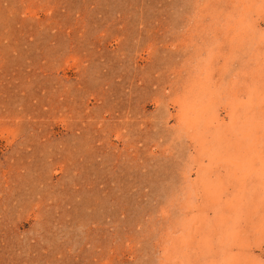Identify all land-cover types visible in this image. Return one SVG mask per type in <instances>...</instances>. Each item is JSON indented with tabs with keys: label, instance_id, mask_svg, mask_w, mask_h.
I'll use <instances>...</instances> for the list:
<instances>
[{
	"label": "rangeland",
	"instance_id": "374dc122",
	"mask_svg": "<svg viewBox=\"0 0 264 264\" xmlns=\"http://www.w3.org/2000/svg\"><path fill=\"white\" fill-rule=\"evenodd\" d=\"M0 264H264V0H0Z\"/></svg>",
	"mask_w": 264,
	"mask_h": 264
}]
</instances>
